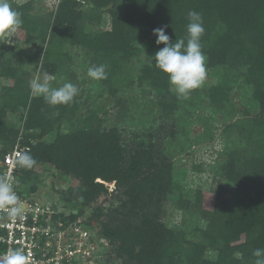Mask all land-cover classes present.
<instances>
[{"label":"trees","instance_id":"16d2710c","mask_svg":"<svg viewBox=\"0 0 264 264\" xmlns=\"http://www.w3.org/2000/svg\"><path fill=\"white\" fill-rule=\"evenodd\" d=\"M89 5L93 9L85 10ZM12 7L21 14L19 33L25 35V43L41 44L33 58L35 73L54 77L53 87L75 84L68 64L76 60L71 48L82 50L90 65L106 66L107 79L100 83L114 96L135 83L149 85L160 96L168 91L167 76L153 58L164 45H157L153 30L166 26L170 42H175L186 36L188 12L202 14V51L207 67L220 78L211 88V105L221 108L228 102L224 80L229 76L244 78L252 86V100L260 108L259 118L239 119L224 130L225 135L235 130L256 150L244 163L238 162L233 149L227 154L223 181L234 188L237 203L232 207L223 201L219 186L213 191L212 210L203 208V194L197 196L205 229H175L160 221L161 202L177 195L180 185L163 150V138L145 129L151 125L145 117L127 115L121 100L116 126L108 125L109 112L98 104L78 117L80 94L70 105H47L42 97L31 95L28 71L19 68L13 56L17 50L2 45L0 80L6 86L0 93V158L21 137L19 125L7 118L19 114V120L25 118L23 146L37 160L31 170L19 168L23 193H37L47 184L48 176L41 170L46 165L51 177L59 173L74 181L67 191L58 192L72 213L61 212L56 219L72 223L92 211V219L102 228L100 240L107 244L101 246L97 264H253V251L264 248V0H59L56 10L41 18L31 14L33 2ZM106 16L109 29L88 27L102 26ZM92 92L94 97L101 94L96 86ZM171 97L175 101L163 97L159 103L164 119H171L181 102L176 95ZM104 183L116 184L112 193ZM86 226L94 228L92 221ZM208 249L218 256L208 257Z\"/></svg>","mask_w":264,"mask_h":264},{"label":"rangeland","instance_id":"374dc122","mask_svg":"<svg viewBox=\"0 0 264 264\" xmlns=\"http://www.w3.org/2000/svg\"><path fill=\"white\" fill-rule=\"evenodd\" d=\"M30 2H33L31 14L41 18L55 11L59 0H10L11 5L17 6ZM82 4L85 3L83 2ZM92 9V5L85 8L87 11ZM109 24L110 18L106 16L102 21V26L90 24L88 27L93 31H101L109 29ZM24 38L25 35L22 36L19 31L14 37L0 36V45L3 47H13L17 50L13 54L14 58H17L16 65L19 68L27 69L30 82L37 75L34 71L37 60L34 61L33 58H36V53L39 52L41 44L28 46ZM71 50L74 59L78 61L75 60V63L72 61L74 64L68 63L70 67L72 66L70 72L75 76V85L78 86L80 90L79 94L83 97L80 101L82 106L78 110V117L85 114L87 108L94 107L93 104H98L106 107L107 112H109L110 121L108 125L116 126L117 102L121 100L123 101L122 103L125 111H127V115L133 117L134 114H137L145 117L149 121V124H151L145 127V129H150L156 135H159V138H163L160 140L163 150L166 152V158L168 157L170 162H172L176 182L180 185V191L177 192V195H170L161 202L164 213L160 221L166 227L173 226L175 229L183 227L192 230L195 228L205 229L207 223L203 221V214L196 204V199L198 195L203 194V208L212 210L214 205L213 191L216 186H219L221 189L223 201L231 207L233 203H237V199L233 195L234 188L223 181L225 178L222 168L227 161V154L231 149L238 152L237 160L240 163L249 160L256 149L245 137L238 134L235 130L229 132L228 135H225L224 130L229 125H236L241 119L255 120L260 116V108L252 100V86L246 83L244 78L235 80L229 76L228 78L226 77L224 82L228 84L229 100L223 107L215 108L211 105L209 94L212 86L216 85L220 78L215 70L207 67L206 59L207 76L202 86L194 90L187 100L181 99V102H178L171 119H164V110L159 103L163 97L168 102L175 101L171 96L176 94L170 89V86L169 90L161 96L149 85H138L137 83L130 90L121 89L116 96L111 95L109 93L110 89L106 84L101 85L100 81H93L87 76V70L92 65L88 63L87 58L83 57L82 50L78 51L75 48H71ZM140 62V65H137L138 62L135 65L136 71L141 68L143 60L141 59ZM53 83V80H51L50 84L52 85ZM93 85L96 86L98 91H101L100 96L94 97L93 92L90 94L92 87H95ZM4 86H6V81L4 79L0 80V93ZM25 113L26 111H24V115ZM7 118L8 121L19 125L21 128V137H19L18 141L23 145L22 134H24L25 118L19 120V114H10ZM61 130L66 133V129L62 128ZM1 150L2 147L0 146ZM1 160L2 158H0ZM41 170L45 171L48 176L47 184L42 186L37 193H28V195H32L33 199L48 204L53 208L54 206L58 207V210L54 208L57 212H64L69 216L72 213L68 209L69 204L63 200V196L58 192L60 190L67 191L74 184V181L62 178L59 173H55L56 176L51 177V173L46 172L51 170L50 166L47 165ZM104 185L112 193L116 184L104 183ZM91 212H86L84 218L81 219L86 225L89 224V221H92L93 227L97 225V221L92 219ZM91 230L95 233L97 240L101 241L99 234L102 232V228L97 225V227L94 226ZM238 238L239 236L237 235L235 240H238ZM207 251L208 257L215 259L218 256V252L212 249H208ZM234 256L238 259L241 258L239 253H236ZM97 261H99V256L94 264H97Z\"/></svg>","mask_w":264,"mask_h":264},{"label":"clouds","instance_id":"9594fccd","mask_svg":"<svg viewBox=\"0 0 264 264\" xmlns=\"http://www.w3.org/2000/svg\"><path fill=\"white\" fill-rule=\"evenodd\" d=\"M186 36L170 42L166 26L153 30L157 45L164 47L154 55L155 67L167 76L170 89L177 99L187 100L191 93L199 89L207 76L206 57L202 51V37L205 33L201 13L189 11L187 14ZM21 14L11 5L10 0H0V36L14 37L22 28ZM87 76L93 81L107 79L106 66L101 64L89 67ZM48 73L37 74L30 82V93L33 97H42L51 107L70 105L79 95V88L71 82L53 87V80ZM12 165L24 170H31L37 160L28 151H17L13 154ZM16 181L8 174H0V219L10 225L23 221L25 207L16 190ZM253 264H264V248L253 251ZM0 264H35L23 248L9 249L0 255Z\"/></svg>","mask_w":264,"mask_h":264},{"label":"built area","instance_id":"2783aa9c","mask_svg":"<svg viewBox=\"0 0 264 264\" xmlns=\"http://www.w3.org/2000/svg\"><path fill=\"white\" fill-rule=\"evenodd\" d=\"M29 150L18 141L0 161L2 173L17 182L16 190L24 203L26 216L23 221L11 225L0 219V255L9 249L23 248L35 264H94L101 246L107 244L98 241L81 218L72 223L56 219L61 212L23 193L19 168L12 165V157L17 151Z\"/></svg>","mask_w":264,"mask_h":264}]
</instances>
